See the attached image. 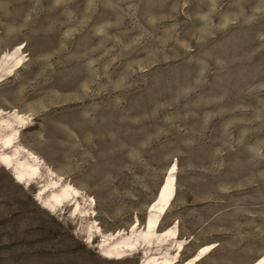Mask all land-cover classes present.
Wrapping results in <instances>:
<instances>
[{"label":"rangeland","instance_id":"rangeland-1","mask_svg":"<svg viewBox=\"0 0 264 264\" xmlns=\"http://www.w3.org/2000/svg\"><path fill=\"white\" fill-rule=\"evenodd\" d=\"M0 264H264V0H0Z\"/></svg>","mask_w":264,"mask_h":264}]
</instances>
